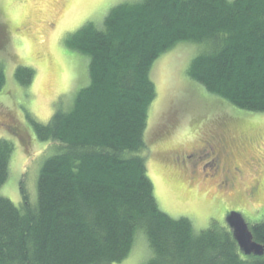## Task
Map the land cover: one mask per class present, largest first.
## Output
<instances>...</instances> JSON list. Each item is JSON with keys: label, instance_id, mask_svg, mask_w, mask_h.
<instances>
[{"label": "trees", "instance_id": "1", "mask_svg": "<svg viewBox=\"0 0 264 264\" xmlns=\"http://www.w3.org/2000/svg\"><path fill=\"white\" fill-rule=\"evenodd\" d=\"M181 41L201 45L187 74L236 106L264 112V0H139L112 7L66 37L90 56L89 79L74 106L48 123L32 120L49 152L37 199L21 181L22 204L0 196V264H117L139 230L151 249L143 264H264L247 254L227 224L197 231L161 209L147 171L149 108L157 97L155 61ZM17 81L35 70L18 66ZM6 73L0 64V92ZM14 145L0 139V187ZM264 246V219L250 226Z\"/></svg>", "mask_w": 264, "mask_h": 264}, {"label": "rangeland", "instance_id": "2", "mask_svg": "<svg viewBox=\"0 0 264 264\" xmlns=\"http://www.w3.org/2000/svg\"><path fill=\"white\" fill-rule=\"evenodd\" d=\"M136 1L0 0V64L6 73L0 92V139L14 145L9 177L0 187V196L21 206L23 180L31 200L37 199L38 176L49 152L48 143L38 139L32 120L46 124L59 107L71 110L77 93L90 82V56L70 49L66 37L89 21L102 27L112 7ZM201 47L181 41L153 64L151 78L157 97L149 108L145 132L148 175L161 209L174 218H190L197 231L213 221L230 226L231 212H238L252 231L250 226L264 219V189L256 198L248 191L260 175L258 169L240 178L232 191L222 187L224 177L215 167L216 156L203 164L209 177L199 172L196 179L191 166L178 165L172 158L176 152L190 154L203 148L212 135L225 129L233 136L243 129L244 135L253 138L247 147L249 158L264 153V112L240 108L188 76V67ZM20 65L35 70L27 86L16 79ZM260 169L264 171V161ZM150 256L147 238L139 230L129 256L117 264H143Z\"/></svg>", "mask_w": 264, "mask_h": 264}, {"label": "flooded vegetation", "instance_id": "3", "mask_svg": "<svg viewBox=\"0 0 264 264\" xmlns=\"http://www.w3.org/2000/svg\"><path fill=\"white\" fill-rule=\"evenodd\" d=\"M224 127H227V125ZM241 130L242 132L239 131L240 134L238 136L228 135L227 132L229 130L226 129L219 131L212 135L203 148H195L190 154H178L176 152L172 155V158L178 165L180 164L184 167L191 166L190 172L192 178L196 179L199 172L206 178L209 177L207 169L203 164L209 158L216 156L215 167L219 168V175L222 174L224 177L222 187L232 191L236 189V183L240 178L245 179L248 173L252 172L254 169H258L260 175L257 176V180H254V185L248 187L249 193L253 191L252 194L254 198H256L264 189V171L260 169L264 161V153H261L262 158L259 153H257L256 158H249V149H247V147L252 143L251 139L253 138L244 135L245 130ZM244 154H247L249 160L244 158ZM236 156H239V158H237L238 160H233ZM252 163L254 164L252 165ZM237 192L240 193L239 190H237Z\"/></svg>", "mask_w": 264, "mask_h": 264}, {"label": "water", "instance_id": "4", "mask_svg": "<svg viewBox=\"0 0 264 264\" xmlns=\"http://www.w3.org/2000/svg\"><path fill=\"white\" fill-rule=\"evenodd\" d=\"M227 222L237 231L236 232L231 228L245 253H263L264 246L254 240L252 231H249V227H247L246 222L242 219L238 212H231L228 216ZM239 230L244 233H239Z\"/></svg>", "mask_w": 264, "mask_h": 264}]
</instances>
